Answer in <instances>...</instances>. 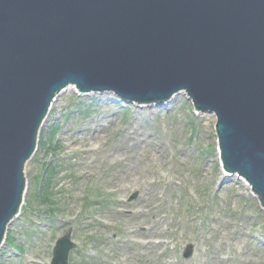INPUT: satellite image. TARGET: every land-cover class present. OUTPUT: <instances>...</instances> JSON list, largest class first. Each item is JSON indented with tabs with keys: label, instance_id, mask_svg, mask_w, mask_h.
Instances as JSON below:
<instances>
[{
	"label": "rangeland",
	"instance_id": "rangeland-1",
	"mask_svg": "<svg viewBox=\"0 0 264 264\" xmlns=\"http://www.w3.org/2000/svg\"><path fill=\"white\" fill-rule=\"evenodd\" d=\"M58 99L0 264H49L69 228V264H264V209L222 169L213 114L183 93L141 107L112 93Z\"/></svg>",
	"mask_w": 264,
	"mask_h": 264
},
{
	"label": "water",
	"instance_id": "water-1",
	"mask_svg": "<svg viewBox=\"0 0 264 264\" xmlns=\"http://www.w3.org/2000/svg\"><path fill=\"white\" fill-rule=\"evenodd\" d=\"M70 85L140 104L185 93L214 114L224 170L264 207V0H0V245ZM73 247L59 239L52 264Z\"/></svg>",
	"mask_w": 264,
	"mask_h": 264
},
{
	"label": "bare ground",
	"instance_id": "bare-ground-1",
	"mask_svg": "<svg viewBox=\"0 0 264 264\" xmlns=\"http://www.w3.org/2000/svg\"><path fill=\"white\" fill-rule=\"evenodd\" d=\"M67 91H75L77 94H79L78 92H77V89L74 87V86H69V87H67L66 89H64L54 100H53V102H52V104H51V106H50V109H49V113L52 111V109H53V107H54V105H55V103H57L58 102V97H60L63 93H65V92H67ZM85 95H87V94H85ZM81 96H83V95H81ZM48 113V114H49ZM219 151V150H218ZM218 156H219V152H218ZM219 160H220V156H219ZM224 180V179H223ZM250 187V186H249Z\"/></svg>",
	"mask_w": 264,
	"mask_h": 264
}]
</instances>
